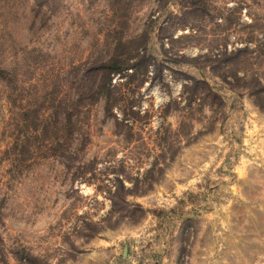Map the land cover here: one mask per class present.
<instances>
[{
  "label": "rangeland",
  "instance_id": "rangeland-1",
  "mask_svg": "<svg viewBox=\"0 0 264 264\" xmlns=\"http://www.w3.org/2000/svg\"><path fill=\"white\" fill-rule=\"evenodd\" d=\"M0 264H264V0H0Z\"/></svg>",
  "mask_w": 264,
  "mask_h": 264
},
{
  "label": "trees",
  "instance_id": "trees-1",
  "mask_svg": "<svg viewBox=\"0 0 264 264\" xmlns=\"http://www.w3.org/2000/svg\"><path fill=\"white\" fill-rule=\"evenodd\" d=\"M127 69H131L129 67H123V65H119V63L117 62V64H103L101 67L95 69L96 71H100L101 75L105 76L108 78V83H104V84H99L98 87L96 88L97 94H103L105 91H109V87L111 85V76L116 75V74H120L121 72H123L124 70Z\"/></svg>",
  "mask_w": 264,
  "mask_h": 264
}]
</instances>
